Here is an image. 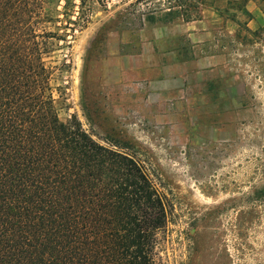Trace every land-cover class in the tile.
Masks as SVG:
<instances>
[{
	"label": "rangeland",
	"instance_id": "374dc122",
	"mask_svg": "<svg viewBox=\"0 0 264 264\" xmlns=\"http://www.w3.org/2000/svg\"><path fill=\"white\" fill-rule=\"evenodd\" d=\"M82 1L83 27L47 60L58 117L133 158L161 194L154 264H264V207L250 196L263 185L264 29L245 26L239 0ZM231 1L238 26L215 11ZM167 2L210 35L194 42L182 19L138 22Z\"/></svg>",
	"mask_w": 264,
	"mask_h": 264
},
{
	"label": "trees",
	"instance_id": "16d2710c",
	"mask_svg": "<svg viewBox=\"0 0 264 264\" xmlns=\"http://www.w3.org/2000/svg\"><path fill=\"white\" fill-rule=\"evenodd\" d=\"M53 1L0 0V264H154L161 194L133 158L58 117L47 60L85 19L73 20L72 0L61 11ZM199 17L167 2L137 20ZM262 174L250 196L264 207V163Z\"/></svg>",
	"mask_w": 264,
	"mask_h": 264
},
{
	"label": "crops",
	"instance_id": "0c3cea01",
	"mask_svg": "<svg viewBox=\"0 0 264 264\" xmlns=\"http://www.w3.org/2000/svg\"><path fill=\"white\" fill-rule=\"evenodd\" d=\"M241 1V10H240V14H243L247 17V22H245V26L250 28V30H258V29H262L264 28V0H239V3ZM243 1V2H242ZM238 3V4H239ZM226 4H228L226 2ZM234 2H230L228 4V7H226L225 10L223 11H218L215 10L216 12L225 15V17L227 19H225V17L223 18V21L225 23H229V21H231L230 23L232 24H236L237 26L238 21H236V17H234L233 15L230 16V18H228L226 16V14H231L230 12H233L234 8ZM239 8H237L238 11ZM234 11V12H237ZM222 19V18H221ZM185 22V21H184ZM207 20H204V18L202 19V17H199L196 20L193 21H189L187 23H184V27L187 28V30H191L192 32V40H194V42L197 43H202L203 42V36L205 35H210L209 31H208V25L206 24ZM207 32V33H204ZM209 32V33H208Z\"/></svg>",
	"mask_w": 264,
	"mask_h": 264
}]
</instances>
